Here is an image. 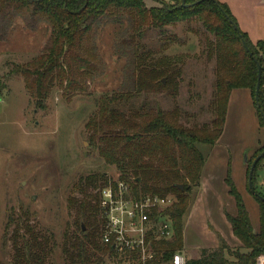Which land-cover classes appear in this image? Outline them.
Returning a JSON list of instances; mask_svg holds the SVG:
<instances>
[{
    "label": "trees",
    "instance_id": "1",
    "mask_svg": "<svg viewBox=\"0 0 264 264\" xmlns=\"http://www.w3.org/2000/svg\"><path fill=\"white\" fill-rule=\"evenodd\" d=\"M153 1L158 5L147 7L143 0H0V40L5 39L17 18L31 30L42 23L49 31L41 52L24 63L13 64L6 75L21 78L35 110H45L54 91L67 103L88 91L101 63L94 42L100 25L120 29L116 46H123L126 52L130 49L128 54L133 59L126 91L100 95L95 112L84 125L90 151L114 168L116 178L107 171H93L75 179L66 199L71 219L65 223L59 241L48 230L31 224L29 212L8 215L5 229L9 234L6 232L4 241L12 248L9 264H51L55 250L58 264H115L112 247L100 240L104 218L99 202L100 191L106 186L117 190L118 183H123L136 199L146 195L172 199L164 211L171 220L172 237L152 242L156 257L149 263L170 264L176 252H183L184 217L200 185L205 158L197 145L214 146L223 135L232 91L249 92L258 125L264 127L254 100L259 64L258 102L264 115V42L253 44L239 30L228 7L217 0ZM182 2L191 5L183 6ZM177 24L198 32L205 43L206 58L214 61L212 93L207 104L211 119L200 125L183 123L181 119L191 115L177 102L186 56L155 58L158 49H147L142 42L149 31L160 39L168 27ZM164 39L169 41V37ZM165 48V44L159 47ZM158 93L169 98L171 109L151 106L144 100L139 106L133 103L138 96ZM263 149L264 143L254 151L253 160ZM261 160L253 170L252 183L258 177ZM251 163L245 166L247 182ZM224 183L235 207L234 215L226 213L225 217L245 251H225L221 240L217 248L202 249L198 258H187L185 264H255L264 253V201L250 192L247 183L257 203L258 226L253 229L232 179L230 163ZM258 194L264 197L263 192Z\"/></svg>",
    "mask_w": 264,
    "mask_h": 264
},
{
    "label": "rangeland",
    "instance_id": "2",
    "mask_svg": "<svg viewBox=\"0 0 264 264\" xmlns=\"http://www.w3.org/2000/svg\"><path fill=\"white\" fill-rule=\"evenodd\" d=\"M151 1H144V4L150 7ZM166 2L171 3V0ZM191 27L201 31L195 25ZM166 32L160 40L151 30L142 42L147 49H158L155 58L186 56L177 102L191 116L181 120L188 126L209 122L211 115L207 104L212 93L214 61L206 58L204 40L184 24L168 27ZM48 34L45 24L38 23L31 30L17 18L5 39L0 40V264H9L12 255L10 243L4 241L8 215L18 216L21 210L29 212L31 224L48 230L59 241L65 223L71 219L66 199L75 179L93 171H107L112 178L117 176L113 167L90 151L84 125L95 112L100 95L128 88L129 66L133 61L128 54L130 49L126 52L123 46H116L119 28L100 25L94 42L101 63L88 91L74 96L69 103L54 91L46 102V109L35 110L21 78L17 75L7 78L6 75L13 64L24 63L40 53ZM166 37H169L167 43ZM162 44L166 45L165 50L159 49ZM143 100L151 106L172 108L163 93L138 96L133 103L139 106ZM256 116L249 92L234 90L219 141L214 146L197 145L205 162L201 170L203 179L184 217L182 249L186 259L198 258L202 249L217 248L221 240L225 251H245L232 235L225 217L226 213H235L233 198L227 194L224 183L228 163L252 227L258 226L257 203L247 189L245 176L246 164L253 161L254 151L264 143V127L258 125ZM257 167L258 177L254 178L253 189L264 193L263 177L260 178L264 172V158ZM52 255L51 264H58V252L55 250ZM227 258L232 261L231 256Z\"/></svg>",
    "mask_w": 264,
    "mask_h": 264
},
{
    "label": "built area",
    "instance_id": "3",
    "mask_svg": "<svg viewBox=\"0 0 264 264\" xmlns=\"http://www.w3.org/2000/svg\"><path fill=\"white\" fill-rule=\"evenodd\" d=\"M172 204L169 196L146 195L138 199L130 195L123 183L117 190L106 186L100 191L99 206L104 218L101 242L112 247L115 264H149L156 253L153 241L172 237V225L164 211ZM183 252H176L170 264H185ZM255 264H264V253Z\"/></svg>",
    "mask_w": 264,
    "mask_h": 264
},
{
    "label": "crops",
    "instance_id": "4",
    "mask_svg": "<svg viewBox=\"0 0 264 264\" xmlns=\"http://www.w3.org/2000/svg\"><path fill=\"white\" fill-rule=\"evenodd\" d=\"M217 1L228 7L231 15L237 23L239 30L246 34L248 39L253 44H256L257 42H264V0ZM154 3L155 2L152 0L150 6H156L153 5ZM202 179L203 178L201 177V181Z\"/></svg>",
    "mask_w": 264,
    "mask_h": 264
},
{
    "label": "water",
    "instance_id": "5",
    "mask_svg": "<svg viewBox=\"0 0 264 264\" xmlns=\"http://www.w3.org/2000/svg\"><path fill=\"white\" fill-rule=\"evenodd\" d=\"M183 6H190V5H184L182 2ZM234 29H236L235 26H233ZM243 46L245 47V49L248 51V49L246 48V45L243 42ZM257 69H258V74H257V81H256V86H255V92H254V100H255V104H256V108L259 109V114L262 118V120L264 121V115L262 113V111L260 110V105L258 102V92H259V84H260V65L257 64ZM162 82H164V79L162 80ZM264 157V149L254 158V160L252 161L249 171H248V189L250 190L251 193H253L255 196H257L258 198H260L262 201H264V197L260 196L254 189H253V183H252V177H253V170L255 168V165L257 164V162L259 160H261ZM245 162V161H244ZM263 182H264V175H263ZM179 188L181 189V185H179Z\"/></svg>",
    "mask_w": 264,
    "mask_h": 264
}]
</instances>
